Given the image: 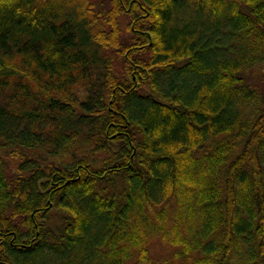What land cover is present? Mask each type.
<instances>
[{
    "label": "trees",
    "instance_id": "trees-1",
    "mask_svg": "<svg viewBox=\"0 0 264 264\" xmlns=\"http://www.w3.org/2000/svg\"><path fill=\"white\" fill-rule=\"evenodd\" d=\"M0 264H264V0H0Z\"/></svg>",
    "mask_w": 264,
    "mask_h": 264
}]
</instances>
